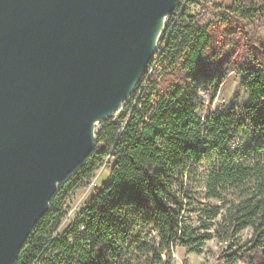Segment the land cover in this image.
<instances>
[{
	"label": "trees",
	"instance_id": "obj_1",
	"mask_svg": "<svg viewBox=\"0 0 264 264\" xmlns=\"http://www.w3.org/2000/svg\"><path fill=\"white\" fill-rule=\"evenodd\" d=\"M263 18L264 0H178L132 96L99 123L93 152L58 186L15 264H120L124 254L170 264L176 247L201 254L211 239L223 244L218 264H264V42L246 28ZM216 26L234 28L239 82L231 104L202 112L227 76L210 75L202 57ZM101 166L108 180L56 233L67 198Z\"/></svg>",
	"mask_w": 264,
	"mask_h": 264
},
{
	"label": "water",
	"instance_id": "obj_2",
	"mask_svg": "<svg viewBox=\"0 0 264 264\" xmlns=\"http://www.w3.org/2000/svg\"><path fill=\"white\" fill-rule=\"evenodd\" d=\"M178 0H0V264L122 109Z\"/></svg>",
	"mask_w": 264,
	"mask_h": 264
},
{
	"label": "rangeland",
	"instance_id": "obj_3",
	"mask_svg": "<svg viewBox=\"0 0 264 264\" xmlns=\"http://www.w3.org/2000/svg\"><path fill=\"white\" fill-rule=\"evenodd\" d=\"M222 7H229L233 3V0H215ZM199 6L191 7V12L196 13L199 10ZM214 18L212 15H208L204 20L205 23L212 21ZM254 35L257 41L264 42V18L254 23H248L246 25ZM217 34H220L219 36ZM211 42L207 49L202 53V57H208L209 63L206 68L210 75L219 76L224 70L227 72V76L221 88L215 93L213 99H209L208 91H206L203 99V107L201 111L203 112L204 108L208 106L211 108L212 106L219 105L218 107H226L232 102V98L234 97L235 89L239 82V75L236 73V64L235 62L238 58L235 56V49L231 46L230 39L234 38V28L232 29H223L218 28L216 26L212 30H210ZM243 56H246L247 46H244ZM246 58V57H244ZM243 61V59H242ZM180 81L179 85L181 87H187L191 84V76L187 72H179ZM201 81L200 79H196V83ZM192 85V87L195 85ZM206 88V85L203 83ZM208 88V87H207ZM206 88V89H207ZM197 94H202V89L199 88L196 91ZM240 96V97H239ZM237 103L241 104L245 99V94L243 91H239ZM210 100V101H209ZM219 100L221 103L219 104ZM119 110L116 113H120ZM114 113V114H116ZM113 114V115H114ZM114 117H117L115 115ZM101 122V121H100ZM99 122V123H100ZM109 178V166L99 167L94 173L90 184L85 188L75 189L72 194L67 198L66 204V215L62 219L61 224L56 231V233L61 234L67 227L71 224V222L75 219L77 212L85 205V203L89 200V197L93 194L95 189L99 187L103 182L107 181ZM223 244L217 242L215 239H211L207 241L203 247V252L201 254L188 253L183 247H176L171 254V263L170 264H218L217 255L219 254L221 247ZM120 264H134L132 257L129 254H124L121 256ZM241 264L240 262H237ZM219 264H223L222 262Z\"/></svg>",
	"mask_w": 264,
	"mask_h": 264
},
{
	"label": "built area",
	"instance_id": "obj_4",
	"mask_svg": "<svg viewBox=\"0 0 264 264\" xmlns=\"http://www.w3.org/2000/svg\"><path fill=\"white\" fill-rule=\"evenodd\" d=\"M218 102H219V104H220V103H221V100H219ZM157 103H158L157 101H155V102L153 103V105H152V109L156 107ZM217 106H218V105H216V106H212L209 110L212 111V110H213L215 107H217ZM200 120H201V121H204V116H203V115H201ZM98 129H99V123L96 125V131H97Z\"/></svg>",
	"mask_w": 264,
	"mask_h": 264
},
{
	"label": "crops",
	"instance_id": "obj_5",
	"mask_svg": "<svg viewBox=\"0 0 264 264\" xmlns=\"http://www.w3.org/2000/svg\"><path fill=\"white\" fill-rule=\"evenodd\" d=\"M241 263V262H240ZM235 264H238V263H235ZM242 264V263H241Z\"/></svg>",
	"mask_w": 264,
	"mask_h": 264
}]
</instances>
